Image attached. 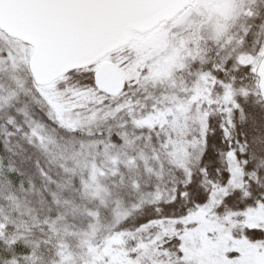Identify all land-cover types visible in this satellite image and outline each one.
Returning a JSON list of instances; mask_svg holds the SVG:
<instances>
[{
    "label": "snow or ice",
    "instance_id": "6c2138e0",
    "mask_svg": "<svg viewBox=\"0 0 264 264\" xmlns=\"http://www.w3.org/2000/svg\"><path fill=\"white\" fill-rule=\"evenodd\" d=\"M0 264H264V0H0Z\"/></svg>",
    "mask_w": 264,
    "mask_h": 264
}]
</instances>
